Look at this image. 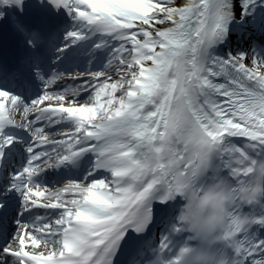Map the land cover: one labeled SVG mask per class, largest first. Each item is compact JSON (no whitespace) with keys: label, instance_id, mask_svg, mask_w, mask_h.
<instances>
[{"label":"snow or ice","instance_id":"obj_1","mask_svg":"<svg viewBox=\"0 0 264 264\" xmlns=\"http://www.w3.org/2000/svg\"><path fill=\"white\" fill-rule=\"evenodd\" d=\"M5 34L0 264H264V0H0Z\"/></svg>","mask_w":264,"mask_h":264},{"label":"bare ground","instance_id":"obj_2","mask_svg":"<svg viewBox=\"0 0 264 264\" xmlns=\"http://www.w3.org/2000/svg\"><path fill=\"white\" fill-rule=\"evenodd\" d=\"M0 44H2L3 47V54L8 55L10 48H9V40L7 39L6 34L0 37ZM14 227V225L12 226Z\"/></svg>","mask_w":264,"mask_h":264}]
</instances>
